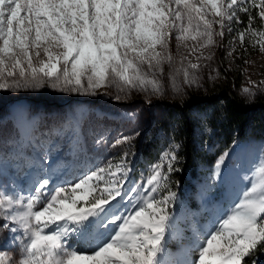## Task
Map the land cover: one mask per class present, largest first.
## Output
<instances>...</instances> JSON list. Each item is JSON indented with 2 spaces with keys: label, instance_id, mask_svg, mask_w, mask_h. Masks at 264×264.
Instances as JSON below:
<instances>
[{
  "label": "snow or ice",
  "instance_id": "1",
  "mask_svg": "<svg viewBox=\"0 0 264 264\" xmlns=\"http://www.w3.org/2000/svg\"><path fill=\"white\" fill-rule=\"evenodd\" d=\"M239 13L247 15V26L236 32L239 42L244 44L247 33L264 51V0H0V89H39L47 83L96 94L115 85L159 94L156 74L163 73L164 64L171 66L169 42L175 32L188 56H196V62L184 56L186 66L172 75L178 90L176 75L182 74L185 84L197 83L199 60L210 58L203 49L213 47L216 36L223 39L225 29L233 32V21L243 24ZM242 93L255 95L249 88ZM175 159L171 155L168 172L174 171ZM223 162L221 157L217 170ZM111 169L92 170L70 195L63 186L48 187L47 177L27 194H0V231L10 234L7 244H0V264H247L246 258L264 250V166L198 244L193 260L164 259L175 193L162 164L154 166L143 194L130 190L133 196L122 192L126 160ZM105 173L107 179L98 175ZM94 177L106 186L89 201V192L77 190ZM161 188L166 194H158ZM136 196L141 198L132 211L109 216L111 201L120 197L131 203ZM16 242L22 246L17 256L3 250Z\"/></svg>",
  "mask_w": 264,
  "mask_h": 264
},
{
  "label": "rangeland",
  "instance_id": "2",
  "mask_svg": "<svg viewBox=\"0 0 264 264\" xmlns=\"http://www.w3.org/2000/svg\"><path fill=\"white\" fill-rule=\"evenodd\" d=\"M239 15L241 18L245 14ZM246 26L236 25L233 21V32L225 29L223 39L216 36V44L203 49V56L210 58L199 60L198 82L185 84L182 74L176 75L178 90L173 87L171 77L182 63L186 66L187 60L183 57L188 53L184 45L175 39V32L169 42L173 57L171 66L164 64L163 73L156 74L162 86L159 94H152L150 88L148 91H121L115 85L98 89L96 94L61 91L47 83L39 89H0V194H27L38 180L47 177L50 181L48 187L63 186L70 195L71 187L81 177L100 167L107 171L109 165L115 171L122 158L126 160L128 169L122 192L133 196L135 193L130 190L135 188L143 194L145 182L153 174L154 166L162 164L164 175L169 162L166 148L154 154L156 149L151 147V156H142L143 150L147 152L144 147L148 143L146 139L152 135V130L157 132L155 124L160 118L159 102L208 93L212 83L221 77L219 61L240 69L242 84L237 90L239 95L249 101L257 95H264V84L261 83L264 81V51L253 43L249 34L246 33L243 45L236 36V32ZM259 26L258 20L254 27ZM215 27L218 31V26ZM187 43L189 46L193 44L192 41ZM188 59L196 62L195 55L188 56ZM244 88H249L255 95L249 97L243 94ZM61 128H65V132ZM50 130L52 134H49ZM221 157L224 162L217 170L216 164ZM262 166L264 139L252 135L236 137L215 158L210 168L209 190L203 192L205 194L200 202L194 196L195 202L187 208L182 198L191 201L189 190L183 189L182 197L174 192L175 202L171 206H177L179 210L175 212L169 208L173 219L172 227L166 233L164 259H196L198 244L203 243L221 217L230 211ZM98 175H105L107 179L106 173ZM97 184L99 187L95 188ZM105 186L104 180L94 177L88 185L78 189L77 194L89 192L91 201L92 196L100 195ZM158 194H166V190L161 188ZM140 198L136 196L129 203L127 199L117 197L111 201L109 216L132 211V205ZM83 204L85 202L80 201V205ZM108 230H111L110 225ZM9 236L7 231H0V244H7ZM77 246L73 244V247ZM19 247L22 246L16 242L8 244L3 250L15 257L19 254ZM253 259L256 264H264V250L246 258L247 264H253Z\"/></svg>",
  "mask_w": 264,
  "mask_h": 264
},
{
  "label": "trees",
  "instance_id": "3",
  "mask_svg": "<svg viewBox=\"0 0 264 264\" xmlns=\"http://www.w3.org/2000/svg\"><path fill=\"white\" fill-rule=\"evenodd\" d=\"M255 11L252 10L253 15ZM241 19L243 25H247V15ZM219 64L221 77L212 83L208 93L189 94L182 100L158 103L157 132L151 131L152 135L148 136V143L144 146L147 152L142 151V156H151V147L156 149L154 154L166 148L169 161L171 155H175L176 159L171 161L174 171L168 172L165 167L164 175L168 177V188L180 197L183 189L189 190L191 201L182 198L187 208L195 202L194 196L200 202L203 192L209 190L210 168L215 158L236 137L252 135L264 139V95H257L251 101L239 95L240 69L228 67L223 61ZM47 125L50 129L49 123ZM60 130L65 132V128ZM66 134L67 131L62 136ZM170 208L175 212L179 210L177 206Z\"/></svg>",
  "mask_w": 264,
  "mask_h": 264
}]
</instances>
